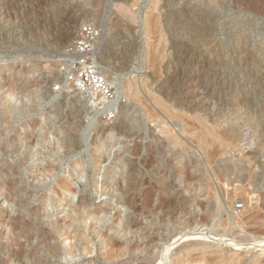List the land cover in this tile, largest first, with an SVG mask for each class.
Segmentation results:
<instances>
[{
  "label": "rangeland",
  "instance_id": "374dc122",
  "mask_svg": "<svg viewBox=\"0 0 264 264\" xmlns=\"http://www.w3.org/2000/svg\"><path fill=\"white\" fill-rule=\"evenodd\" d=\"M2 1L0 149L4 145L21 148L15 156L0 150V160L7 165L23 160L25 165L20 164L13 188L0 183V212L5 215L0 217V264H264V225L246 223L243 218L264 195V103L258 101L253 111L240 102L248 93H264V74L255 78L259 70L264 71V0H158V5L154 0ZM152 12L158 16L161 30L148 24ZM68 19L75 23L62 39L60 32L66 30L63 24ZM55 23L63 25L58 32ZM85 28L94 30L88 58L112 87L113 97L97 93L102 99L91 100L92 92H81L75 85L78 55L74 45ZM243 45L254 49L255 59L241 64L236 50ZM154 48L158 52L162 48L167 57L162 58L164 62L156 60L158 65L151 59L157 52ZM189 55L192 59L186 61ZM184 67H196L198 89L208 93L197 112L184 115L191 117L186 121L194 120L188 122L193 127L202 125L193 131L175 114L180 111L183 93L177 72ZM16 71L23 73L21 79H16ZM135 93L142 102H136ZM113 100H119L114 109H103ZM35 104L38 110L27 112ZM145 106L154 118H147ZM41 116L43 120L38 122ZM69 116L81 126H71ZM122 120L129 127L127 134L114 130ZM101 125L120 140L110 147L111 161L120 155L122 160L132 157L139 170L137 178L147 179L149 186L145 184L130 198L121 194L119 185L117 195L111 197L115 181L103 177L110 162L94 165L90 148ZM203 127L226 136L228 141L221 137L223 151L198 143L195 134ZM166 128L173 132L164 133ZM47 131L50 136L45 139L42 132ZM228 133L235 139L227 138ZM73 134L82 146L61 162L44 160V150L54 143L65 153ZM136 143L140 148L134 156L129 149ZM177 152L194 155L201 162L206 177L192 183L198 185L188 189L185 179L174 175L185 163L193 164L191 159L173 164ZM78 159L84 165L82 174L63 180L64 170ZM122 160L118 171L124 185L131 162ZM52 163L60 165L57 175L42 176L40 169ZM48 185H71L73 189L66 190L58 198L60 205L52 207L55 202L44 195ZM48 191V196L55 194ZM176 196L180 201L171 202ZM83 198L85 203H81ZM109 201L115 206L108 205ZM209 203L219 205L218 219H223L213 231L212 220L204 212ZM100 208L108 212L99 213ZM127 224L131 232H120ZM184 233L194 238L182 241ZM66 244L76 248L74 253L80 259L76 263L63 260ZM201 245L206 248L204 254L199 251Z\"/></svg>",
  "mask_w": 264,
  "mask_h": 264
},
{
  "label": "bare ground",
  "instance_id": "6f19581e",
  "mask_svg": "<svg viewBox=\"0 0 264 264\" xmlns=\"http://www.w3.org/2000/svg\"><path fill=\"white\" fill-rule=\"evenodd\" d=\"M2 1V0H1ZM257 1V0H256ZM259 1V0H258ZM3 2V1H2ZM154 2L158 5V3H159V1L158 0H154ZM241 2V1H240ZM262 2H263V0H262ZM157 5H155V6H157ZM154 6V7H155ZM251 7V6H250ZM263 7V6H262ZM254 10H255V8H254ZM259 10H261V9H259ZM213 12V11H212ZM260 13V12H259ZM76 17V16H75ZM207 17V16H206ZM68 18H70V17H68ZM186 18V17H185ZM237 18V17H236ZM241 18V17H240ZM237 19H239V18H237ZM148 21V24H150V26L151 27H153L154 29H158V30H161V28H160V26L161 25H159V20H158V16H157V14L155 13V12H152V14L148 17V19H147ZM236 20V19H235ZM238 21V20H237ZM74 21L73 20H71V19H68L67 20V22H66V24H63V25H66L65 27H67L66 28V30L64 31V32H60V36H61V38L63 39H66V37L67 36H69L68 35V33H70V29L73 27V24L75 23H73ZM192 22V21H191ZM201 22V21H200ZM58 23H60V22H58ZM56 24V32H58L59 30H58V27L59 26H63V25H59V24ZM207 23V22H206ZM204 25V24H203ZM209 25V24H208ZM207 25V26H208ZM76 26V25H75ZM163 28V27H162ZM201 28V27H200ZM208 28V27H207ZM264 28V27H263ZM62 29H65V28H62ZM73 29V28H72ZM71 29V30H72ZM204 30V29H203ZM264 30V29H263ZM190 31V30H189ZM205 31V30H204ZM210 31V30H209ZM55 33V32H54ZM194 33H195V31H194ZM199 33V32H198ZM207 33V32H206ZM247 33V32H246ZM256 33V32H255ZM163 34V33H162ZM182 34V33H181ZM189 34V33H188ZM163 36V35H162ZM198 36V35H197ZM243 36H246V35H243ZM242 36V37H243ZM202 37V36H201ZM241 37V38H242ZM247 37V36H246ZM164 38V37H163ZM231 38V37H230ZM245 38V37H244ZM249 38V37H248ZM247 38V39H248ZM56 39H60L59 37L58 38H56ZM62 39H61V41H62ZM252 39V38H251ZM164 40H165V38H164ZM59 41V40H58ZM55 42V41H54ZM57 42V41H56ZM63 42V41H62ZM57 43H59V42H57ZM219 43V42H218ZM244 43V42H243ZM245 44H247V42H245ZM253 45V44H252ZM195 46V45H194ZM224 46V45H223ZM192 47V46H191ZM254 47V46H253ZM151 48H152V46H151ZM156 48V47H155ZM155 48H154V51H157V52H153V51H151L152 52V54L154 53V55L152 56V58L151 59H153V64L155 63L156 64V60H161L162 62H164V60L162 59L163 57H166L165 55H163V53L161 52L162 51V48H163V46H162V48H161V51H159L158 52V50H155ZM206 48V47H205ZM159 49V48H158ZM189 49V48H188ZM201 49V48H200ZM230 49V48H229ZM152 50H153V48H152ZM160 50V49H159ZM165 50V49H164ZM163 50V51H164ZM180 50V49H179ZM210 50V49H209ZM231 50V49H230ZM254 49L253 48H249L248 47V45L247 46H242V47H240V48H238V50H236V54H237V56H236V58H238V60L241 62V64L242 63H244L245 61H249V59H255L254 58V56H255V53H254V51H253ZM150 52V53H151ZM165 52V51H164ZM210 52V51H209ZM213 52V51H212ZM189 54V53H188ZM206 54V53H205ZM211 54V53H210ZM180 55V54H179ZM194 56V55H193ZM181 57V56H180ZM210 57V56H209ZM212 57V56H211ZM214 57V56H213ZM167 58V57H166ZM165 58V59H166ZM195 58H196V56H195ZM216 58V57H215ZM235 58V59H236ZM190 59H192V56L191 55H189V56H186L185 57V60L186 61H189ZM234 59V58H233ZM172 60V59H171ZM184 60V61H185ZM263 60V59H262ZM191 61V60H190ZM238 61V62H239ZM123 62V61H122ZM159 62V61H158ZM161 62V63H162ZM179 62V61H178ZM252 62V61H251ZM152 63V62H151ZM177 63V62H176ZM186 63V62H185ZM246 63V62H245ZM152 64V65H153ZM167 64H168V62H167ZM240 64V65H241ZM156 65H158V64H156ZM162 65V64H161ZM183 65H185L184 63H183ZM206 65V64H205ZM115 66V65H114ZM190 66V65H189ZM193 66V68H194V65H192ZM198 66V65H197ZM196 66V67H197ZM157 67V66H156ZM196 67H195V69H190V68H187V67H184V68H182V69H179V71L177 72V77L181 80V86H182V91H183V93H181L182 94V104H181V102H180V111H179V113H175L176 114V116L177 117H179V119L180 118H183V119H181L182 121V123H184V125L186 126V127H188V129H192V131L193 130H195V129H198L199 127L201 128V126H199L198 128H196V127H193V126H195L194 124L191 126L188 122H190L191 123V121H186L187 120V117H189V118H191L190 116H186V117H184V115H188V112H190V114H191V116L193 115V113H195V112H197L198 110H199V108H200V106H201V104L203 103V99H206V97H207V95H208V93H201L202 92V90H200L199 91V89L198 88H201V87H199V71L196 69ZM155 68V67H154ZM160 68H162V67H160ZM245 69V68H244ZM261 69V68H260ZM164 70V69H163ZM166 70V69H165ZM234 70V69H233ZM241 70V69H240ZM17 72V71H16ZM176 72V71H175ZM204 72V71H203ZM201 73V72H200ZM237 73V72H236ZM245 73V72H244ZM256 73V72H255ZM258 74L256 75V77L255 76H253V77H255V78H262V76H263V74H264V71H263V69H261V70H259V72H257ZM22 72L21 71H18L17 73H16V79L17 78H19V79H21L20 77H22ZM165 74V73H164ZM232 74V73H231ZM248 74V73H247ZM253 75V74H252ZM152 76V75H151ZM248 76V75H247ZM247 78V77H246ZM250 78V77H249ZM203 79V78H202ZM202 79L200 80V82L202 81ZM168 80V79H167ZM156 81V80H155ZM163 81V80H162ZM165 81V80H164ZM205 81V80H204ZM253 81H254V79H253ZM216 82V81H215ZM214 82V83H215ZM256 83V82H255ZM213 84V83H212ZM219 84V83H218ZM71 85V84H70ZM133 85V84H132ZM222 85V84H221ZM250 85V84H249ZM72 86H74V85H72ZM128 86V85H127ZM167 86V85H166ZM252 86V85H251ZM253 86H255V85H253ZM259 86V85H258ZM67 87V86H66ZM71 87V86H70ZM222 87V86H221ZM243 87V86H242ZM260 87V86H259ZM75 88V87H74ZM128 89H132V87H127ZM203 88V87H202ZM205 88V87H204ZM209 88V87H208ZM208 88H207V90H208ZM239 88V87H238ZM123 89V88H122ZM165 89V88H164ZM218 89V88H217ZM258 89V88H257ZM70 90V89H69ZM73 91H74V89H72ZM127 90V89H126ZM263 90V89H262ZM125 91V90H124ZM128 91V90H127ZM180 91V90H179ZM236 91V90H235ZM208 92V91H207ZM218 92V91H217ZM249 92V91H248ZM118 93H119V91H118ZM130 93V92H129ZM237 93V92H236ZM92 94V95H91ZM90 95V99L92 100V99H94V100H96V99H102V96L101 95H98L97 93H94V92H92ZM259 94H261V93H259ZM167 95V94H166ZM255 95H257V94H255L254 93V95H252V93L250 94V93H248V95L247 96H244L245 98H242V100H240V102H242V103H245L244 105H242V106H244L245 107V105H246V108H248L249 110H253L254 111V109H255V106H256V103H258V101H262L263 103H264V93H262L260 96L258 95V96H255ZM134 96V95H133ZM177 96V95H176ZM210 96H212V95H210ZM240 97V96H239ZM135 98L137 99L136 100V102L139 100V102H140V100H141V98H140V95L138 94V93H135ZM134 98V99H135ZM166 98V97H165ZM89 99V98H88ZM118 99V98H117ZM119 101V100H118ZM118 101H109L108 102V104L105 106V108H103V109H105V110H111V109H114L115 107H116V105H117V102ZM144 101V100H143ZM153 101H155V100H153ZM141 102H142V100H141ZM178 102V101H177ZM205 102V101H204ZM231 102V101H230ZM94 103V102H93ZM175 103V102H174ZM206 103V102H205ZM204 103V104H205ZM260 103V102H259ZM144 104V103H143ZM142 104V105H143ZM160 104V103H159ZM141 105V106H142ZM158 106H160V105H158ZM165 106V105H164ZM164 106H160V107H163L164 108ZM148 107V106H147ZM146 106H145V109H146V114H147V118H154L153 117V115H155V114H153L152 113V110H150L149 108H147ZM202 107H204V106H202ZM264 107V106H263ZM153 108V107H152ZM151 108V109H152ZM220 108V107H219ZM20 109V108H19ZM25 109H23V111H24ZM38 110V105L37 104H35L34 106H31L30 108H27V112H31V113H35L36 111ZM116 110V109H115ZM153 110H155V109H153ZM158 110H160L161 111V108L160 109H158ZM166 110V109H165ZM261 110V109H260ZM103 111V110H102ZM252 111V112H253ZM104 112V111H103ZM154 112V111H153ZM127 113V112H126ZM156 113V112H155ZM173 113V112H172ZM263 113V112H262ZM261 113V114H262ZM123 114H125V113H123ZM158 114V113H157ZM156 114V115H157ZM161 114H163L162 112H161ZM163 115H165V114H163ZM173 115V114H172ZM196 115V114H195ZM209 115V114H208ZM253 115H255V114H253ZM252 115V116H253ZM168 116H169V114H168ZM167 116V117H168ZM197 116V115H196ZM199 116V115H198ZM205 116V115H204ZM213 116V115H212ZM221 116H223V115H221ZM70 118H69V122H70V124H71V126L73 125V126H75V123H77V124H79L80 122H78L77 120H76V118H74V117H71V116H69ZM157 117V116H156ZM159 117V116H158ZM162 117V116H161ZM254 117V116H253ZM172 118V117H171ZM184 118H186V119H184ZM210 118V117H209ZM163 119V118H162ZM193 119H196V118H193ZM199 119V118H198ZM41 120H43V116H41L39 119H38V122H40ZM136 120V119H135ZM172 120V119H171ZM177 120V119H176ZM175 120V121H176ZM190 120V119H189ZM194 121V120H193ZM192 121V122H193ZM173 122V121H172ZM197 121H195L194 123H196ZM202 122V121H201ZM7 123V122H6ZM134 123V122H133ZM162 123V122H161ZM182 123H181V125H182ZM140 124V123H139ZM163 124V123H162ZM167 124V123H166ZM80 125V124H79ZM78 125V126H79ZM81 126V125H80ZM131 126H132V124H131ZM135 126V125H134ZM167 126V125H166ZM165 126V127H166ZM204 126V125H203ZM170 127V126H169ZM183 127V126H182ZM73 128V127H72ZM76 128H77V126H76ZM128 125L125 123V121H121L120 123H118L115 127H114V130L119 134V133H123V134H127V133H125V132H127V130H128ZM162 128H163V126H162ZM74 129V128H73ZM131 129V128H130ZM172 128H166V129H160V130H162V131H164V133L166 132V133H170L172 130H171ZM187 129V130H188ZM190 129V130H191ZM171 130V131H170ZM201 131L198 133H196V131H195V138L197 139V141H198V143L199 142H201L203 145H205V147H207V149L208 148H211V150L213 149V147H217V149L216 150H218V148H221L222 149V151H223V147L225 146V141L224 140H222V138L221 137H223L222 136V133H220L221 134V136H219L218 134H217V132L215 131V130H217V129H215L214 131H210V130H208V128H205V127H203L202 129H200ZM211 130H213V129H211ZM96 133H97V139H95V140H93L94 142L92 143V148H90L91 149V155H92V157H93V162H94V165L95 166H101L104 162H107V164H110L111 163V165L110 166H107V169L105 170V172L103 173V177H107V180L108 181H111V180H114L115 181V185L113 186V189H111V197L112 198H114L116 195H117V188H116V186L118 187V185H119V189H120V192H121V194L124 196V195H127V196H129V198L131 197V196H134L135 194H136V192L138 191V189L139 188H141V187H143V186H146L147 184V179H142V178H140V179H138L137 178V175H138V172H137V170H138V168H137V165L135 164V162L133 161V159H132V157H124L123 159L125 160V161H129V162H131V166H129V169L126 171V177H127V179H126V183L123 185V184H121L120 183V178L119 177H121L122 175H120V173H119V171H118V169H119V167L121 168V166H120V164H119V162H121V160H122V155H120V156H116V158H114L115 160L114 161H111V151H110V147H112V146H114V145H116V144H118V142L120 141L119 140V138H117V137H115L114 135H112V134H110V131H111V129L109 128V127H105L104 125L102 126H99L97 129H96ZM130 131H128V133H129ZM173 132V131H172ZM182 132V131H181ZM184 132V131H183ZM188 132H190V131H188ZM52 133V132H51ZM72 133V132H71ZM192 133V132H191ZM42 134H44V138L45 139H48L49 138V136H50V132H42ZM130 134V133H129ZM134 134H135V132H134ZM163 134V133H162ZM175 134V133H174ZM182 134V133H181ZM233 134V133H232ZM131 135V134H130ZM165 135V134H164ZM172 135V134H171ZM171 135H169V136H171ZM187 135V134H186ZM128 136V135H127ZM133 136V135H132ZM174 137H176V135H173ZM173 136H171V137H173ZM193 136H194V134H193ZM230 135H229V133H228V136H227V138L229 137ZM130 137V136H129ZM235 137L236 136H230V138L232 139V138H234L235 139ZM133 138V137H132ZM155 139H156V137H154ZM153 138V139H154ZM178 138H179V136H178ZM229 138V139H230ZM168 139V138H167ZM175 139V138H174ZM176 139H177V137H176ZM181 139V138H180ZM179 139V140H180ZM223 139H226V136H225V138L223 137ZM230 139V140H231ZM127 140V139H126ZM159 140V139H158ZM183 140V139H182ZM181 140V141H182ZM195 140V139H194ZM193 140V141H194ZM227 140V139H226ZM127 141H129L130 142V140H127ZM169 141V140H168ZM171 141H172V139H171ZM177 141V140H176ZM196 141V140H195ZM228 141V140H227ZM36 142V139H34V141L32 142V147L31 148H33V146H35V143ZM156 142V141H155ZM164 142V141H163ZM1 143V142H0ZM131 143V142H130ZM231 143V141L229 142V144ZM31 144V143H30ZM81 144V140H79L78 139V135H75V134H73V135H71V139L70 140H68L67 142H66V152L65 151H63V152H65V153H62V152H60V146H59V143H54L53 144V146L50 148V147H48L47 149L48 150H44V155H43V158H44V160L45 161H49V163H50V159L51 158H54V160L55 161H57V162H61L62 160H64V158H65V156L67 155V156H69V154L72 152V151H74L75 152V150L76 149H78L80 146H82V145H80ZM139 144V143H138ZM137 143L133 146V148L132 149H129L130 150V152H129V154H132V155H137V153H138V150H139V148H140V146L138 145ZM153 144V143H152ZM156 144V143H155ZM165 144V143H164ZM177 144V143H176ZM176 144H174V145H176ZM180 144H181V142H180ZM180 144H178V145H180ZM184 144V143H183ZM200 144V143H199ZM29 144L27 143V146H28ZM227 145V144H226ZM262 145V144H261ZM181 146V145H180ZM142 147V146H141ZM227 147V146H226ZM20 148L21 147H19V146H16V147H14V146H8V145H4V146H2L1 147V151L2 152H4L5 154H14V156L16 155L15 153H17V152H19V150H20ZM28 148V147H27ZM23 149V148H22ZM25 149H26V146H25ZM182 149H183V146H182ZM184 149H185V147H184ZM260 149V148H259ZM24 150V149H23ZM22 150V151H23ZM32 150V149H31ZM211 150H206V152L208 151H211ZM215 150V149H214ZM213 150V151H214ZM225 150V149H224ZM127 151V150H126ZM179 151V150H178ZM183 152H185L184 150H183ZM257 152V151H256ZM252 153V152H251ZM21 154V153H20ZM23 155V154H22ZM90 155V154H89ZM119 155V154H118ZM187 155V154H186ZM66 156V157H67ZM252 156L254 157L255 155H253L252 154ZM251 156V157H252ZM23 157V156H22ZM21 157V158H22ZM7 159V158H6ZM192 160L193 161V164L192 165H188L187 163H185V165H183V166H181L180 168H178L176 171H175V173H174V175L175 176H180V177H183L185 180V185L188 187V189L191 187V186H196V182H195V184H192V183H194V181H202L204 178H203V176H205L206 177V175H204L203 174V170H204V168L202 169V167H200V163H199V161H198V158H196L194 155L192 156H189V157H185V155H183V154H181V152H177V154L175 155V157H174V159H173V164H177V163H181V162H183V161H186L187 162V160ZM18 160V159H17ZM124 160H122V162H125ZM22 162H23V160H21ZM14 162V161H13ZM19 162L18 161V164H16V165H12L11 163V165H7V164H5V162H3V161H1L0 160V183H3L7 188H13L16 184H17V182H18V177H17V175L19 174L18 173V171L20 170L19 168H20V164H22L23 165V163H24V165H25V162ZM84 162V161H83ZM110 162V163H109ZM48 163V164H49ZM51 164V163H50ZM53 164V163H52ZM187 164V165H186ZM23 165V166H24ZM103 165H105V164H103ZM130 165V164H129ZM60 166V165H59ZM57 164H53V165H48V166H43L44 168H41V167H39V169L41 170L39 173L40 174H42V176L44 175V174H47V176L48 175H50V177H52V176H54L56 173V171L57 170H59V167ZM83 164H82V161H81V159L79 160H74V162H72V164H71V167L70 168H68L67 170H64V172L67 174V175H65V176H63V180L66 178V179H69V176L70 177H72L71 175H73V174H82V172L84 171V168H83ZM150 166V165H149ZM161 166V165H160ZM167 166V165H166ZM240 166V165H239ZM238 166V167H239ZM246 166H248V165H246ZM22 167V166H21ZM162 167V166H161ZM231 167V166H230ZM233 167H234V169H237V167H235V164L233 165ZM233 167H232V169H233ZM148 168V167H147ZM37 169V168H36ZM39 169H37V170H39ZM105 169V168H104ZM139 169H140V167H139ZM241 169V168H240ZM250 169V168H249ZM162 170V169H161ZM230 170V169H229ZM238 170H239V168H238ZM248 170V169H247ZM139 171V170H138ZM243 171V170H242ZM122 172V171H121ZM165 172V171H164ZM158 173V172H157ZM156 173V174H157ZM123 174V173H122ZM140 174V173H139ZM155 174V173H154ZM253 174V173H252ZM57 175V174H56ZM69 175V176H68ZM94 176L95 175V173L93 174V173H91L90 174V176ZM143 175V174H142ZM45 176V175H44ZM147 176H148V174H147ZM157 176V175H156ZM169 175H167V177H168ZM254 176V175H253ZM56 177V176H55ZM160 177V176H159ZM245 177V176H244ZM54 178V177H53ZM94 178V177H93ZM145 178V177H144ZM45 179H46V177H45ZM65 179V180H66ZM168 179V178H167ZM175 179V178H174ZM177 179V178H176ZM175 179V180H176ZM35 180H37V179H35ZM94 180H95V178H94ZM155 180V179H154ZM157 180H158V178H157ZM67 181V180H66ZM103 181V180H102ZM163 181V180H162ZM39 183L38 184H42V182H43V179L41 180V181H38ZM95 182V181H94ZM154 182V181H153ZM164 182V181H163ZM172 182H173V180H172ZM207 182V181H206ZM146 184V185H145ZM37 185V184H36ZM183 185V184H182ZM198 185V184H197ZM85 186H87V185H85ZM147 186H149V185H147ZM186 186H184V187H186ZM42 187V186H41ZM151 187V186H150ZM186 187V188H187ZM84 188V187H83ZM73 189V186H64V187H60V188H55L54 186L53 187H51L50 185H48V187H47V189L45 188V193H44V195H46V197H48V199L49 200H51V201H53V202H55L54 203V205H52V207H55V205H60V201H58L59 199L58 198H60V197H62V195H63V193L67 190H72ZM142 189V188H141ZM195 189H196V187H195ZM48 190H53L54 192H55V194L52 196H48V193H49V191ZM164 190V189H163ZM163 193H167V190H164V192ZM262 194V193H261ZM27 197V196H26ZM172 197V196H171ZM47 199V200H48ZM181 199V198H180ZM180 199H179V197L178 196H176V197H173V199L171 200V202H175V201H180ZM86 200V199H85ZM85 200H84V198L80 201L81 203H85ZM90 200V199H89ZM178 201V202H179ZM258 200H256V202H257ZM87 202V201H86ZM170 202V203H171ZM177 202V203H178ZM259 202V201H258ZM107 204L108 205H111V206H115L114 204H113V202L112 201H109V202H107ZM168 204V203H167ZM174 204V203H173ZM81 205H83V204H81ZM202 205V204H201ZM203 207V206H202ZM204 208H205V216L207 217V218H211V230L213 229L214 230V228L215 227H217V226H219V225H222L223 224V219H218L219 217V215H218V212H219V205H217V204H215V203H209V204H205L204 205ZM101 209V208H100ZM246 211H247V209H246ZM100 212H104V213H107L108 212V210L107 209H101V210H99V213ZM2 212H0V217H2V216H5L4 214H1ZM93 216V214L91 215V217ZM203 216H204V214H203ZM204 216V217H205ZM242 217V216H241ZM243 218H244V221L246 222V223H250V224H254V225H256V224H259V226L260 225H264V195H261V202L260 203H258V204H255V203H253V206L251 207V208H249V210H248V212H246V214H243ZM19 219V218H18ZM243 220V219H242ZM18 221V220H17ZM132 223V222H131ZM130 223V224H131ZM130 224H127L128 226H126V227H124V229H122L120 232H126V233H129V232H131V227L129 226ZM133 226V225H132ZM114 228H112L111 230H113ZM212 230V231H213ZM180 238H181V240L182 241H190L191 239H193L194 237H192V236H190V233H184V234H181L180 235ZM126 242L127 243H132V239H128V240H126ZM258 244V243H257ZM256 245V244H255ZM262 245L264 246V241H263V243H262ZM262 245H258V246H262ZM75 249L76 248H74V246H72V245H65L64 246V250H65V255H64V257H63V260L66 262V263H76L78 260H80L79 258H76V255H75ZM83 250H86V249H83ZM191 250H193V249H191ZM199 251H201L203 254L206 252V248H205V246L204 245H201V247L199 248ZM171 264H174V263H171Z\"/></svg>",
  "mask_w": 264,
  "mask_h": 264
},
{
  "label": "built area",
  "instance_id": "2783aa9c",
  "mask_svg": "<svg viewBox=\"0 0 264 264\" xmlns=\"http://www.w3.org/2000/svg\"><path fill=\"white\" fill-rule=\"evenodd\" d=\"M93 36L94 30L92 28H85L78 36L74 45L75 52L78 55V61L75 63L78 66L74 79L75 85L84 93L94 92L113 97L112 87H110L105 77L97 69L95 61L88 58Z\"/></svg>",
  "mask_w": 264,
  "mask_h": 264
}]
</instances>
